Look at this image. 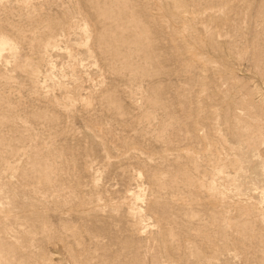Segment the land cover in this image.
<instances>
[{
	"label": "rangeland",
	"instance_id": "1",
	"mask_svg": "<svg viewBox=\"0 0 264 264\" xmlns=\"http://www.w3.org/2000/svg\"><path fill=\"white\" fill-rule=\"evenodd\" d=\"M0 264H264V0H0Z\"/></svg>",
	"mask_w": 264,
	"mask_h": 264
},
{
	"label": "bare ground",
	"instance_id": "2",
	"mask_svg": "<svg viewBox=\"0 0 264 264\" xmlns=\"http://www.w3.org/2000/svg\"><path fill=\"white\" fill-rule=\"evenodd\" d=\"M131 195H132V194H131ZM131 195H130V196H131ZM138 198H139V197H137V198L135 197V199H138Z\"/></svg>",
	"mask_w": 264,
	"mask_h": 264
}]
</instances>
